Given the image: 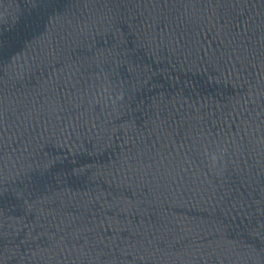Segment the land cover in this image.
I'll use <instances>...</instances> for the list:
<instances>
[{"label":"water","instance_id":"1","mask_svg":"<svg viewBox=\"0 0 264 264\" xmlns=\"http://www.w3.org/2000/svg\"><path fill=\"white\" fill-rule=\"evenodd\" d=\"M0 264H264V0H0Z\"/></svg>","mask_w":264,"mask_h":264}]
</instances>
